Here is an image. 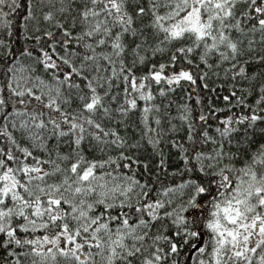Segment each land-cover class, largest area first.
Segmentation results:
<instances>
[{
  "label": "snow or ice",
  "instance_id": "snow-or-ice-1",
  "mask_svg": "<svg viewBox=\"0 0 264 264\" xmlns=\"http://www.w3.org/2000/svg\"><path fill=\"white\" fill-rule=\"evenodd\" d=\"M0 264H264V0H0Z\"/></svg>",
  "mask_w": 264,
  "mask_h": 264
}]
</instances>
